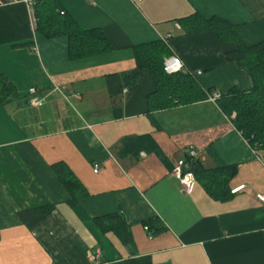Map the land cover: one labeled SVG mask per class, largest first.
Segmentation results:
<instances>
[{
    "label": "crops",
    "instance_id": "1",
    "mask_svg": "<svg viewBox=\"0 0 264 264\" xmlns=\"http://www.w3.org/2000/svg\"><path fill=\"white\" fill-rule=\"evenodd\" d=\"M37 1L0 0V74L12 87L0 102V264H130L141 256L152 264H264V205L256 197L264 194V148L252 147L209 97L249 90L252 76L224 55L234 43L181 24L196 12L219 16L252 45L264 39V0H59L111 45L75 57L67 35L36 28ZM158 40L169 49L163 62L179 56L211 89L206 99L149 109L155 82L138 68L134 47ZM126 72L139 78L134 91ZM31 87L42 104H31ZM190 147L205 169L236 166L221 168L227 180L212 185L229 197H214L203 177L183 191L171 171ZM43 206L52 209L32 226L18 214ZM117 213L132 245L107 227Z\"/></svg>",
    "mask_w": 264,
    "mask_h": 264
},
{
    "label": "trees",
    "instance_id": "2",
    "mask_svg": "<svg viewBox=\"0 0 264 264\" xmlns=\"http://www.w3.org/2000/svg\"><path fill=\"white\" fill-rule=\"evenodd\" d=\"M36 28L46 36L65 34L69 38L70 56H82L97 53L111 47L107 36L98 28H82L72 15L61 5L59 0H38L35 5ZM186 32L212 30L222 43H234L235 47L226 51L228 60L235 61L246 68L253 79L249 90L237 86L231 87L217 98L220 109L231 118L235 128L239 130L254 148H264V39L248 45L237 35L234 24L229 20L212 16L205 18L199 13H193L181 19ZM134 54L138 68H148L152 73L155 88L147 95L150 110L170 108L178 104H187L206 99L211 89H205L198 79L190 72L167 73L163 69V59L169 54L168 47L160 40L136 45ZM124 85L129 91H134L139 78L130 72L122 75ZM11 85L0 74V102L11 93ZM208 150L216 157L212 147ZM196 178H205L206 189L216 198L225 199L231 195L228 188L217 187L218 182L224 183L226 176H221V168H230L231 173L236 166L218 165L216 169H205L198 165L197 160L187 156ZM66 188L71 190L75 183L62 178ZM71 192V191H70ZM52 206L22 210L18 214L29 226L34 225L47 215ZM107 227L112 229L126 245H132V237L128 224L122 214L107 217ZM148 226V224L146 223ZM149 228V226H148ZM130 264H152L148 256L136 257Z\"/></svg>",
    "mask_w": 264,
    "mask_h": 264
},
{
    "label": "built area",
    "instance_id": "3",
    "mask_svg": "<svg viewBox=\"0 0 264 264\" xmlns=\"http://www.w3.org/2000/svg\"><path fill=\"white\" fill-rule=\"evenodd\" d=\"M171 35H172L171 33L166 34L164 37H162V40L166 41L168 39V37H171ZM163 69L165 72H167L169 74L179 72V71L189 72L186 69L182 59L176 55L170 56L169 58L164 60ZM198 72H200V71H198ZM124 91L127 92L128 89H125ZM36 92H37L36 87H31L29 89L30 102L34 106L42 104V100L38 96H36ZM209 97L211 100L216 101L217 98L220 97V93L214 92V93L210 94ZM196 154H197L196 150L193 147H190L188 150V157L195 159ZM97 170H98V164H95L94 165V171H97ZM171 173L173 176H175L179 180L183 191H185V192L190 191L193 183L196 180V176H195L194 172L192 171L191 163L189 162V160L187 158L177 159ZM242 187H243V185H240V186L234 188L232 191L235 192ZM256 197L264 205V194L263 193H257ZM145 229L147 231L150 230L147 225L145 226ZM149 236L151 237L150 231H149Z\"/></svg>",
    "mask_w": 264,
    "mask_h": 264
}]
</instances>
